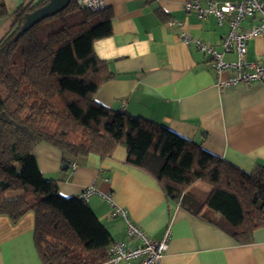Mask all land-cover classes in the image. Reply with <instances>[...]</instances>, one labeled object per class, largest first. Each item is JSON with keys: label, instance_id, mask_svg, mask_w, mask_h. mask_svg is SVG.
<instances>
[{"label": "trees", "instance_id": "1", "mask_svg": "<svg viewBox=\"0 0 264 264\" xmlns=\"http://www.w3.org/2000/svg\"><path fill=\"white\" fill-rule=\"evenodd\" d=\"M47 1L19 6L0 39V215L16 221L34 213L42 264L104 263L106 228L86 202L61 196L42 176L33 150L46 143L72 157H107L121 145L126 163L154 177L166 198L238 243L250 242L264 227V165L244 172L200 142L97 103L94 95L111 72L93 43L111 34V12L70 0L19 33L25 16Z\"/></svg>", "mask_w": 264, "mask_h": 264}, {"label": "crops", "instance_id": "2", "mask_svg": "<svg viewBox=\"0 0 264 264\" xmlns=\"http://www.w3.org/2000/svg\"><path fill=\"white\" fill-rule=\"evenodd\" d=\"M3 1L7 16L0 19V39L11 28L12 13L38 0ZM184 1L103 0L111 12V34L96 40L93 51L106 63L111 78L100 85L94 99L111 110L157 122L200 142L205 151L250 172L264 165V78L217 87L216 81L232 70L216 73L210 58L185 45L180 33L220 49L228 21L218 23L212 15L200 19L185 11ZM255 21L246 20L242 26ZM223 59L233 61L235 54L224 53ZM244 59L264 64V34L247 42ZM33 154L42 176L56 183L61 196L77 197L82 188L94 186L110 194L147 236L160 239L168 230L162 264H264V227L252 232L250 242L238 243L166 198L154 177L126 163L121 145L107 157H72L46 143L37 144ZM86 204L111 242L138 244L127 236L124 220L109 215L110 204L104 198L93 194ZM33 226L32 211L16 221L0 215V264H42ZM114 264H138V259Z\"/></svg>", "mask_w": 264, "mask_h": 264}, {"label": "built area", "instance_id": "3", "mask_svg": "<svg viewBox=\"0 0 264 264\" xmlns=\"http://www.w3.org/2000/svg\"><path fill=\"white\" fill-rule=\"evenodd\" d=\"M79 7L91 11L104 8L103 0H75ZM183 8L187 12H194L200 19L212 15L218 23L228 21V31L221 38L220 49L193 38L185 32L180 33L181 41L187 46L207 55L216 73L232 70L224 79H218L216 86L227 88L237 84H248L264 78V64L244 59L246 44L257 35L264 34V0H185ZM246 20H256L248 27H243ZM233 52L235 60L225 61L223 54ZM75 164L72 163V168ZM93 194L104 198L110 204L109 215L120 217L125 222L127 236L137 241V245H127L122 241H112L107 246V263H118L131 259H138V264H162V257L167 249L169 231L166 230L162 238L154 239L147 236L137 225L130 221L124 208L113 203L110 194L99 192L94 186L81 189L77 197L84 202Z\"/></svg>", "mask_w": 264, "mask_h": 264}, {"label": "water", "instance_id": "4", "mask_svg": "<svg viewBox=\"0 0 264 264\" xmlns=\"http://www.w3.org/2000/svg\"><path fill=\"white\" fill-rule=\"evenodd\" d=\"M69 2L70 0H48L44 5L34 9L25 16V20L19 30V33H23L32 24L38 22L40 19L63 9Z\"/></svg>", "mask_w": 264, "mask_h": 264}]
</instances>
